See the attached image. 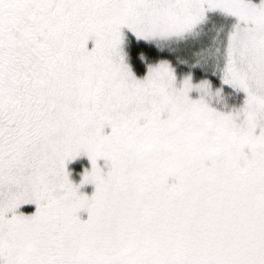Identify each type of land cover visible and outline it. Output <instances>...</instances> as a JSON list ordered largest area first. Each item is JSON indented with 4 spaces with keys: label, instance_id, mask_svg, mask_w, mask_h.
Returning a JSON list of instances; mask_svg holds the SVG:
<instances>
[{
    "label": "snow or ice",
    "instance_id": "snow-or-ice-1",
    "mask_svg": "<svg viewBox=\"0 0 264 264\" xmlns=\"http://www.w3.org/2000/svg\"><path fill=\"white\" fill-rule=\"evenodd\" d=\"M0 264H264V0H0Z\"/></svg>",
    "mask_w": 264,
    "mask_h": 264
},
{
    "label": "trees",
    "instance_id": "trees-1",
    "mask_svg": "<svg viewBox=\"0 0 264 264\" xmlns=\"http://www.w3.org/2000/svg\"><path fill=\"white\" fill-rule=\"evenodd\" d=\"M85 168H89V164L85 160L79 161L70 167V170H72V174L76 182H79L80 173H82ZM82 190L84 192H87L88 194H91V192L93 191V186L87 185Z\"/></svg>",
    "mask_w": 264,
    "mask_h": 264
},
{
    "label": "rangeland",
    "instance_id": "rangeland-1",
    "mask_svg": "<svg viewBox=\"0 0 264 264\" xmlns=\"http://www.w3.org/2000/svg\"><path fill=\"white\" fill-rule=\"evenodd\" d=\"M83 160H85V161L89 164V168H90V162H89L88 158H87L86 156H82V157L78 158L76 161L70 163V164L68 165L69 169H70V167H71L73 164H75V163H77V162H79V161H83ZM99 163L103 164V161H100ZM71 178L76 182V180H75L74 177H73V174H72V177H71ZM90 186H92V185H90ZM93 190H94V189H93ZM82 191H83V190H82Z\"/></svg>",
    "mask_w": 264,
    "mask_h": 264
}]
</instances>
